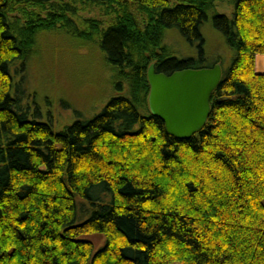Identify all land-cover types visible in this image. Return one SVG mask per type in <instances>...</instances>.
I'll return each instance as SVG.
<instances>
[{"label":"trees","instance_id":"obj_1","mask_svg":"<svg viewBox=\"0 0 264 264\" xmlns=\"http://www.w3.org/2000/svg\"><path fill=\"white\" fill-rule=\"evenodd\" d=\"M206 20L233 56L205 123L177 138L147 69L220 64L204 62ZM168 28L199 56L177 57ZM45 32L96 46L115 89L59 129L24 73ZM263 199L264 0H0V264H264Z\"/></svg>","mask_w":264,"mask_h":264},{"label":"rangeland","instance_id":"obj_2","mask_svg":"<svg viewBox=\"0 0 264 264\" xmlns=\"http://www.w3.org/2000/svg\"><path fill=\"white\" fill-rule=\"evenodd\" d=\"M221 10L229 12L230 7H222ZM82 13L91 15L84 10ZM200 33L204 62L211 63L220 58L223 73L230 64L232 49L211 20L200 25ZM164 42L177 57L199 56L197 40H187L176 28L166 30ZM24 73L36 110L42 119L51 115L54 129L72 122L77 116H93L115 93L111 69L101 52L93 44H81L66 34L45 32L40 35L36 53ZM85 237L93 240L95 245L104 242L98 233Z\"/></svg>","mask_w":264,"mask_h":264},{"label":"water","instance_id":"obj_3","mask_svg":"<svg viewBox=\"0 0 264 264\" xmlns=\"http://www.w3.org/2000/svg\"><path fill=\"white\" fill-rule=\"evenodd\" d=\"M222 76L218 62L212 66L182 68L169 74L147 69L148 105L167 133L187 138L198 131L209 113L211 92Z\"/></svg>","mask_w":264,"mask_h":264}]
</instances>
